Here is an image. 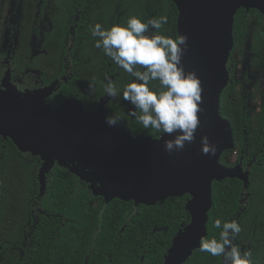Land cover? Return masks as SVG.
Returning <instances> with one entry per match:
<instances>
[{"label":"trees","instance_id":"obj_1","mask_svg":"<svg viewBox=\"0 0 264 264\" xmlns=\"http://www.w3.org/2000/svg\"><path fill=\"white\" fill-rule=\"evenodd\" d=\"M132 15L144 20L165 16L168 22L159 34L178 36V11L172 0H102L100 9L94 8L88 14L89 26L100 23L108 28L118 21L125 24ZM251 18L257 22L251 51L257 56L255 62L263 63L259 53L264 51L263 17L256 10L239 9L227 64L230 82L221 94L219 107L220 115L231 124L234 139V149L224 152L220 161L232 166L225 160L232 152L238 161L242 160L243 168L249 164V185L244 190L243 183L236 179L213 182L205 238L219 239L222 229L214 226L217 218L222 223L235 219L242 231L234 243L242 251L252 252L254 264H264V91L258 110H254L246 69L239 78L236 76L237 62H241L251 32ZM88 32L92 48L79 54L76 65L82 79L74 83L73 75L50 99L51 103L56 105L76 97L86 109L93 110L110 79L118 96L109 104L113 113L122 115L121 125L133 136L144 133L159 138L163 133L144 129L129 115L132 106L122 93L134 78L104 55L102 49L94 47L98 37H92L90 28ZM28 36H24V45ZM58 39L54 49L46 37L47 55L38 59L46 71L52 70L48 61L61 60L65 55L61 50L65 36ZM54 78L43 79L44 84ZM149 87L159 89V81H151ZM40 166L39 157L19 152L10 140H0V264H163L173 237L182 224L190 221L185 210L188 195L166 198L153 206H136L132 201L119 199L105 204L102 198L92 195L84 182L58 165L46 175L45 191L40 196ZM184 264H222V258L196 250Z\"/></svg>","mask_w":264,"mask_h":264},{"label":"water","instance_id":"obj_2","mask_svg":"<svg viewBox=\"0 0 264 264\" xmlns=\"http://www.w3.org/2000/svg\"><path fill=\"white\" fill-rule=\"evenodd\" d=\"M172 2L178 11L177 35L188 37L182 63L186 72L197 74L203 88L201 124L191 144L170 155L164 150V140L171 138L168 134L154 139L144 133L133 136L118 124L110 127L105 122L106 104L113 98L106 94L94 111L75 98L53 108L45 98L55 90L56 81L31 94L21 95L14 87L6 93L0 90V136L10 139L19 152L40 158V196L55 164L68 169L105 204L119 199L153 206L166 198L188 195L185 210L190 221L181 225L163 261L184 264L207 236L213 182L236 179L244 190L249 185L250 171L241 163L227 166L220 161L224 152L234 149V139L231 124L220 115L219 107L230 82L227 64L236 12L256 10L264 22V0ZM203 135L216 145L215 156L201 153Z\"/></svg>","mask_w":264,"mask_h":264},{"label":"clouds","instance_id":"obj_3","mask_svg":"<svg viewBox=\"0 0 264 264\" xmlns=\"http://www.w3.org/2000/svg\"><path fill=\"white\" fill-rule=\"evenodd\" d=\"M167 22L165 16L144 20L132 15L125 24L105 28L96 23L90 31L92 37H98L94 47L102 49L104 55L134 78L122 93L123 99L132 106L129 115L144 129L168 134L171 138L164 140V150L171 155L195 140L196 130L201 124L198 113L203 111V88L197 74L186 72L182 63L188 49V37L180 34L173 38L159 34ZM156 80L160 88L150 89V82ZM104 92L110 98L118 96L110 79ZM120 121L119 115L105 117L110 127ZM200 144L202 154L216 155L217 147L207 135L201 136ZM214 226L222 229L219 239L201 238L200 252L221 257L222 264H254L252 252L242 251L234 243L242 231L235 219L222 223L217 218Z\"/></svg>","mask_w":264,"mask_h":264},{"label":"flooded vegetation","instance_id":"obj_4","mask_svg":"<svg viewBox=\"0 0 264 264\" xmlns=\"http://www.w3.org/2000/svg\"><path fill=\"white\" fill-rule=\"evenodd\" d=\"M101 3L102 0H0V90L6 93L14 87L21 95L31 94L56 81L55 90L45 98L46 103L56 108L59 103L53 105L50 99L61 90L63 84L69 83L73 75L76 78L74 83L82 79L78 77L76 65L79 54L92 48L89 44L88 14L94 8L100 9ZM118 24L121 23L118 21ZM26 33L29 35L28 42L25 43L27 47L23 43ZM62 35L65 39L61 50L65 55L61 57V60L48 61L47 65L52 66V70L46 71L45 66L41 67L43 61H38L47 55L44 47L46 37L50 39L55 49L58 37ZM38 52L42 54L33 59L32 55ZM260 55H262L261 61L264 62V51ZM52 76L56 78L44 84L43 79H49ZM71 98L81 100L76 97ZM101 98L97 99L95 109L90 111L97 109ZM114 99L106 104L108 115L111 113L118 115L112 112L109 104ZM127 104L130 103L127 102ZM118 125L125 127L121 123ZM0 140L5 143L10 139L0 136ZM2 147H4L3 144ZM238 162L242 164V160L238 161L236 158L232 165ZM243 169L250 171L249 164H246Z\"/></svg>","mask_w":264,"mask_h":264},{"label":"rangeland","instance_id":"obj_5","mask_svg":"<svg viewBox=\"0 0 264 264\" xmlns=\"http://www.w3.org/2000/svg\"><path fill=\"white\" fill-rule=\"evenodd\" d=\"M251 19V32L245 42L243 54L240 58L241 62H237L236 76L239 78L246 69L248 78L251 80V84L249 83L248 87L250 91L253 90L251 92L250 105L254 110H258L261 99L260 96L264 90V62L261 64H259L258 61L255 62L257 56H255V52L251 51V43L253 42L251 37L255 34L257 29V22L253 18ZM259 53H262L261 50H259ZM40 54L42 53L38 52L37 54L32 55V58L35 59ZM225 160L233 164L236 160V155L230 152Z\"/></svg>","mask_w":264,"mask_h":264}]
</instances>
